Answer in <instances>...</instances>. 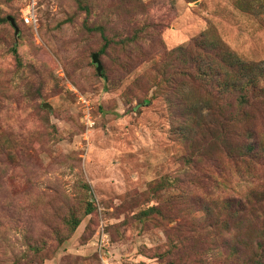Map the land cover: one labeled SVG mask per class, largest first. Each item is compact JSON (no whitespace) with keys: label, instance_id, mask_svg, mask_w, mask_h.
<instances>
[{"label":"rangeland","instance_id":"374dc122","mask_svg":"<svg viewBox=\"0 0 264 264\" xmlns=\"http://www.w3.org/2000/svg\"><path fill=\"white\" fill-rule=\"evenodd\" d=\"M27 4L0 0V264L257 258L264 97L235 134L199 77L218 45L264 89V0H37L36 25Z\"/></svg>","mask_w":264,"mask_h":264},{"label":"trees","instance_id":"16d2710c","mask_svg":"<svg viewBox=\"0 0 264 264\" xmlns=\"http://www.w3.org/2000/svg\"><path fill=\"white\" fill-rule=\"evenodd\" d=\"M197 0H188L189 3L196 2ZM9 18H7V21H9ZM13 19V18H11ZM14 20V19H13ZM15 22V21H14ZM11 24V22H10ZM12 25V24H11ZM205 40H192L191 43L186 47L182 49L189 50V52H194L196 49L206 50L205 47ZM109 44V43H108ZM218 45H213L211 50L205 51V56L212 58V66L210 65L206 72H204L199 79L205 80L207 84L211 83L214 88L216 89V92L211 93L212 101L215 104V110H216V116L222 117V119L226 118V113H229V118L225 121H228L230 124H228L229 128H232L234 131L233 133L237 134L239 131V128L237 125L238 120H234V116H239L241 113L244 115L246 111L248 110H255V104L257 103V96H263L264 97V89L258 90V85L260 83V80L256 77H252V74L250 73L254 71L252 68L245 62L238 61L234 63H230L229 68L228 65L221 66L217 62L219 59L224 60V55L229 56V53H225V50L219 49ZM104 50H101V53H103ZM14 53L17 54V51L14 50ZM214 65V68H213ZM220 68H223L224 71H222ZM224 68H228V70H225ZM232 71V73H230ZM250 75V76H249ZM184 76L186 77H192L187 72L184 73ZM249 76V77H248ZM263 93V94H262ZM230 115L231 118H230ZM237 122V123H236ZM219 126H221V129L225 132L227 130V125L223 123L222 121H219ZM252 129H249L248 132H251ZM217 143L220 142L222 145H224L228 150V152L232 153V157H240L241 159H253V157L257 160L260 158V156H257V153L255 152V146L256 144L254 142H251V144L245 145V150L243 153H245L246 156H241L239 154H236L234 152V149H230V146L227 141L223 140L222 138V131L219 132L216 136ZM237 149H241V144L237 143ZM248 152L251 153V155H248ZM256 153V154H255ZM244 157V158H243ZM247 157V158H246ZM254 160V159H253ZM264 160V158H263ZM236 205L238 206V212H244V211H250L249 210V203L245 202L243 200H235ZM232 202H225V209L231 207ZM229 206V207H228ZM91 211V209L88 210V213ZM251 219L254 218V222H257L258 224L264 225V219L261 217V210L259 209V206L255 208H251ZM150 212H153V208H150L148 211L144 212L145 214H149ZM79 222H74L73 229H75L78 226ZM257 240V246L260 248L258 252H260V255L257 258L251 259L250 264H264V232H260L258 234L252 235ZM236 254V253H235ZM233 256V254H231ZM220 259V258H219ZM218 259V260H219ZM229 262V259H227L226 263ZM237 263L241 262V260L238 258ZM234 259H231V263H236ZM225 263V264H226Z\"/></svg>","mask_w":264,"mask_h":264},{"label":"built area","instance_id":"2783aa9c","mask_svg":"<svg viewBox=\"0 0 264 264\" xmlns=\"http://www.w3.org/2000/svg\"><path fill=\"white\" fill-rule=\"evenodd\" d=\"M28 2L23 19L27 25H36L38 22L36 15L37 0H26Z\"/></svg>","mask_w":264,"mask_h":264},{"label":"water","instance_id":"95a60500","mask_svg":"<svg viewBox=\"0 0 264 264\" xmlns=\"http://www.w3.org/2000/svg\"><path fill=\"white\" fill-rule=\"evenodd\" d=\"M9 21L11 22L12 26L15 28L16 32H18V28L16 27V24H15L14 20L9 18ZM92 60H93V63L97 65L98 74H101L102 65H101V62L99 60V55L98 54H94L93 57H92Z\"/></svg>","mask_w":264,"mask_h":264}]
</instances>
